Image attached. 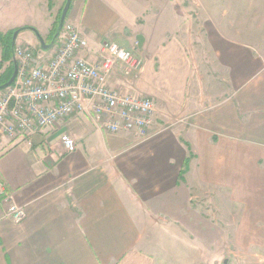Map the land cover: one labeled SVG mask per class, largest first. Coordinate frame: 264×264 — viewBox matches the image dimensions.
Here are the masks:
<instances>
[{"label":"crops","instance_id":"obj_1","mask_svg":"<svg viewBox=\"0 0 264 264\" xmlns=\"http://www.w3.org/2000/svg\"><path fill=\"white\" fill-rule=\"evenodd\" d=\"M65 3L0 0V31L32 28L16 42L39 50L33 29L51 43ZM66 23L91 61L107 39L138 52L142 70L109 83L152 97L168 127L140 142L74 116L0 143V180L27 210L15 224L0 201V264H159L162 229L178 234L172 219L193 204L206 255L215 238L216 257L264 241V0H73ZM3 52L0 77L15 70Z\"/></svg>","mask_w":264,"mask_h":264},{"label":"built area","instance_id":"obj_2","mask_svg":"<svg viewBox=\"0 0 264 264\" xmlns=\"http://www.w3.org/2000/svg\"><path fill=\"white\" fill-rule=\"evenodd\" d=\"M89 41L73 23H66L51 50H37L16 42L14 58L18 73L0 95V143L10 146L53 128L60 120L85 116L97 127L111 132H130L140 142L155 130L156 103L150 96L116 90L109 81L117 72L136 75L144 67L134 49L107 39L100 44L95 61L85 57ZM67 153L75 152L77 141L61 136ZM4 217L21 224L27 217L6 183L0 180Z\"/></svg>","mask_w":264,"mask_h":264},{"label":"rangeland","instance_id":"obj_3","mask_svg":"<svg viewBox=\"0 0 264 264\" xmlns=\"http://www.w3.org/2000/svg\"><path fill=\"white\" fill-rule=\"evenodd\" d=\"M19 43L24 44L22 42ZM2 92L3 91H0V95ZM157 121L158 120L155 117L154 123ZM166 126L155 130H164L168 127ZM161 131L156 133L154 136L161 133ZM128 133L132 134L130 132ZM179 203L180 205L183 204L182 202ZM182 207L183 206H179L177 209L179 214L174 215V218L172 219L174 221L173 228L176 232H178V234L174 235L173 230L170 228H167V230L162 229L163 235L169 233V235H165L167 238L166 240L169 238L171 239L169 244H162L164 249L159 251L160 253H158L157 258L159 264H224L226 259L230 260L228 264H264V241L254 242L255 244H252L248 241H239V247H236L234 252L230 254L226 253L221 257H216L215 254L218 252L217 249L221 246H218L215 238L213 240V246H210L206 255L204 252H202L200 247V208L197 206V204H193L191 208H189V205H186L183 208ZM189 238L192 239L191 245L189 244ZM162 240L165 239L162 237ZM226 243L227 242L225 241L224 244ZM169 245L171 246V249L168 248Z\"/></svg>","mask_w":264,"mask_h":264},{"label":"water","instance_id":"obj_4","mask_svg":"<svg viewBox=\"0 0 264 264\" xmlns=\"http://www.w3.org/2000/svg\"><path fill=\"white\" fill-rule=\"evenodd\" d=\"M72 2H73V0H66V3L64 5L63 11H62V15H61V19H60V23H59L57 32H56V34H55V36H54V38H53L51 43H47L46 40L44 39V37L36 29H33L34 32L36 33L37 37H38V40L40 41V45H41V48L43 50H45V51L51 50L53 48V46L55 45V42L58 39V37L60 36V33L63 30V27H64V25L66 23V19H67L69 10L71 8ZM27 29H32V28H27ZM21 31H22V29H17L14 32V34H13V46L15 45L17 37H18V35L20 34ZM138 41H139V46L142 47L143 42H144V38H143L142 35L138 36ZM13 61H14V64H15L14 73H13L12 77L10 78V80H8L7 82H5L3 84H0V90H3L5 88H7L8 86L12 85L13 82L15 81V78H16L17 73H18V66H17V62H16L15 58H14ZM229 261H230L229 259H226L224 261V264H228Z\"/></svg>","mask_w":264,"mask_h":264},{"label":"trees","instance_id":"obj_5","mask_svg":"<svg viewBox=\"0 0 264 264\" xmlns=\"http://www.w3.org/2000/svg\"><path fill=\"white\" fill-rule=\"evenodd\" d=\"M64 8V7H63ZM59 22L56 24L55 29L53 31V35L56 33L57 28H58ZM22 29H27V28H22ZM14 32H11L9 34H3L0 31V42L3 45V59L4 61L9 60L12 56H14V47L12 46L11 42H12V36H13ZM8 35V36H7ZM3 65V64H2ZM1 67V66H0ZM13 67L12 69L8 72V74H6L5 76H1L0 77V84L7 82L8 80H10V78L13 75Z\"/></svg>","mask_w":264,"mask_h":264},{"label":"flooded vegetation","instance_id":"obj_6","mask_svg":"<svg viewBox=\"0 0 264 264\" xmlns=\"http://www.w3.org/2000/svg\"><path fill=\"white\" fill-rule=\"evenodd\" d=\"M3 84V83H2Z\"/></svg>","mask_w":264,"mask_h":264}]
</instances>
